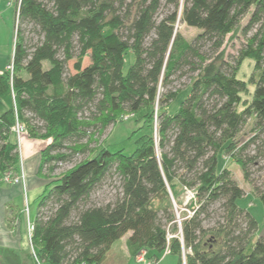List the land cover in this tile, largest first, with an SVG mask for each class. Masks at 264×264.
<instances>
[{
  "label": "trees",
  "instance_id": "1",
  "mask_svg": "<svg viewBox=\"0 0 264 264\" xmlns=\"http://www.w3.org/2000/svg\"><path fill=\"white\" fill-rule=\"evenodd\" d=\"M180 23L200 31L188 40ZM15 29L13 71L0 74V181L20 167L17 122L48 140L35 264H100L127 234L134 256L264 264V233L238 204L245 190L219 164L223 155L237 163L264 206V168L258 178L251 172L264 157V0H19ZM236 38L239 48L227 52ZM246 60L248 80L238 76ZM186 76L185 87L174 86ZM123 114L144 121L131 154L98 140ZM62 163L74 166L54 177ZM110 177L119 180L116 197L96 201ZM179 190L194 194L182 219Z\"/></svg>",
  "mask_w": 264,
  "mask_h": 264
},
{
  "label": "rangeland",
  "instance_id": "2",
  "mask_svg": "<svg viewBox=\"0 0 264 264\" xmlns=\"http://www.w3.org/2000/svg\"><path fill=\"white\" fill-rule=\"evenodd\" d=\"M11 14L13 18L14 13L11 12ZM14 26L15 25L12 21L11 26L9 25V28L3 29L2 33L0 34V73H3L5 71V68H7V64L11 62L13 59L14 37H15V27ZM179 30L183 33V35L188 40H192L200 31L199 28L189 27L184 23H180ZM234 43H235V46L232 45L233 42L232 43L229 42L227 44V52L235 53L237 51L240 45V39L236 38V40H234ZM133 60H134V55L132 53H128L126 55V63L124 67L126 71L128 70ZM252 71H253V62L246 60L244 64L242 65L238 73V76L241 78H244L245 80H248ZM188 83H189V77L186 76L180 79L179 81H177L176 83H174V86L178 88H183ZM189 90L190 88H187L184 91H182L180 95L178 96V98L174 102H172L171 105L167 107L166 109L169 112H172L178 105H180V102L189 93ZM250 90H253V88L250 87ZM246 97L250 98V95L249 96L244 95V98ZM2 109L3 108L0 105V111ZM155 110L157 111V107L155 108ZM143 125H144V121L140 117V115L123 114L121 117L118 118V120L113 125H110L102 135H100L99 137L97 136V137L101 144V147L108 146L112 150H117V149L122 148V149H125V153L131 154L135 148L134 139L136 136H138L139 131L141 130V127ZM250 129H251V125L246 126V128L242 132L243 136H245V134H249ZM146 130L148 132H151L150 129H146ZM254 150H255V145H252V152H254ZM82 158L83 156L80 155L77 158V160L80 161ZM222 162H223V166H226L231 169L235 179L245 190V196L238 200V204L242 207L247 208L253 214V216L257 219L259 223V232L257 233V235L259 233H264V206L261 203V201L258 199L253 189L254 188L253 184L244 179L241 168L231 158H229L226 155H223V157H221L219 160V164L221 165ZM73 166H74V163H62L53 173V176L59 177L63 173L68 171L70 168H72ZM263 168H264V157L260 159L259 165L255 167L253 166L251 170L252 177L258 178ZM118 185H119V180L117 177L107 178L105 183L96 190L95 194L93 195V198L99 202H103V201L105 202V201L114 199L116 197L117 192L119 191ZM179 192L180 194L178 198V203L175 205L177 209V215L182 219L181 213L185 215V213L189 214L192 212L187 207V203L194 196H191L188 192H182L181 190H179ZM33 207H34V204L31 203V216L33 215V212H32ZM218 207L219 205L217 204L215 206L214 213H221ZM214 217L218 218V216H214ZM180 218L178 219L179 223L181 221ZM211 220H214V219H211ZM22 235L23 236H22V242L20 243V249L17 250V249L5 248L4 246H2L3 243L0 241V251H1L0 253L6 254V255L11 254L13 261L17 262V264H31V259H29L27 255L29 251L27 238L24 233ZM119 245H120V242L117 245H115V247ZM171 259L175 260L174 264H176L178 261L177 256L168 255L167 259L163 261L162 264H167Z\"/></svg>",
  "mask_w": 264,
  "mask_h": 264
},
{
  "label": "crops",
  "instance_id": "3",
  "mask_svg": "<svg viewBox=\"0 0 264 264\" xmlns=\"http://www.w3.org/2000/svg\"><path fill=\"white\" fill-rule=\"evenodd\" d=\"M18 4L19 0H13L11 2L0 0V34L3 29L9 28V25L11 26L12 21L15 25ZM10 11L14 13L13 18ZM0 105L3 111L6 106L2 101H0ZM13 137L17 141L16 136L13 135ZM20 141L18 145L20 151V167L18 173L24 172L26 178L20 184H10L2 180L0 181V241L5 248L18 250L20 249L22 234L24 233L29 248L27 255L28 257H34L35 250L30 238L29 225L35 223L39 198L44 194L47 183L49 182V179L39 175L42 151L48 144V140L33 138L28 133H24ZM30 202L34 204L32 216ZM27 204L29 205V212H25L24 210ZM128 237L129 234L123 236L118 242L116 241L109 250L105 260L100 264H148L146 261L139 260V254L134 256L130 253L127 245ZM119 242L120 245L115 247ZM142 251L145 252L147 259L154 260L152 264H162L168 255H172L169 252H165L159 260H155L153 251L145 249ZM0 255L2 261L3 255L2 253ZM29 259H31V264H35V261L31 257ZM174 263L175 260L171 259L167 264Z\"/></svg>",
  "mask_w": 264,
  "mask_h": 264
},
{
  "label": "built area",
  "instance_id": "4",
  "mask_svg": "<svg viewBox=\"0 0 264 264\" xmlns=\"http://www.w3.org/2000/svg\"><path fill=\"white\" fill-rule=\"evenodd\" d=\"M9 2L13 1V0H7ZM13 62H9L7 64V70L11 73L13 71ZM12 132L13 134L16 136V140L18 142V145L20 144V140H21V136L24 134V133H27L26 132V128L24 126V124L20 123V122H17L16 125L13 126L12 128ZM25 173L24 172H21V173H14V172H9V173H5L3 175V180L7 183H10V184H20L22 182L25 181ZM191 196H194L193 192L192 191H187ZM191 198V197H190ZM25 212H29V205L27 204L24 208ZM34 224L31 223L29 225V233H30V238L32 237V233L34 231ZM146 254L144 251H142L139 255H138V258L139 260L141 261H146L148 264H152L151 261H149L146 257Z\"/></svg>",
  "mask_w": 264,
  "mask_h": 264
},
{
  "label": "water",
  "instance_id": "5",
  "mask_svg": "<svg viewBox=\"0 0 264 264\" xmlns=\"http://www.w3.org/2000/svg\"><path fill=\"white\" fill-rule=\"evenodd\" d=\"M0 264H2V261H1V255H0Z\"/></svg>",
  "mask_w": 264,
  "mask_h": 264
},
{
  "label": "bare ground",
  "instance_id": "6",
  "mask_svg": "<svg viewBox=\"0 0 264 264\" xmlns=\"http://www.w3.org/2000/svg\"><path fill=\"white\" fill-rule=\"evenodd\" d=\"M2 181H4V180H2ZM5 182V181H4Z\"/></svg>",
  "mask_w": 264,
  "mask_h": 264
}]
</instances>
